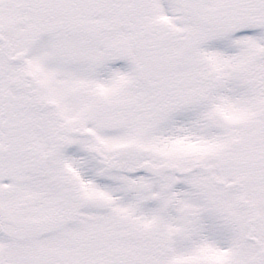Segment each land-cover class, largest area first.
<instances>
[{"label":"snow or ice","instance_id":"6c2138e0","mask_svg":"<svg viewBox=\"0 0 264 264\" xmlns=\"http://www.w3.org/2000/svg\"><path fill=\"white\" fill-rule=\"evenodd\" d=\"M0 264H264V0H0Z\"/></svg>","mask_w":264,"mask_h":264}]
</instances>
